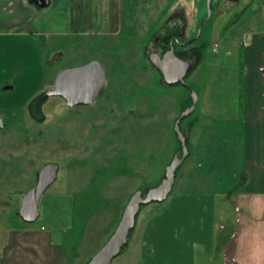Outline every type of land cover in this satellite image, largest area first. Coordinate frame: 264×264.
Segmentation results:
<instances>
[{
	"label": "rangeland",
	"instance_id": "rangeland-1",
	"mask_svg": "<svg viewBox=\"0 0 264 264\" xmlns=\"http://www.w3.org/2000/svg\"><path fill=\"white\" fill-rule=\"evenodd\" d=\"M70 1V34L27 42L0 36V248L11 229L48 228L61 246L62 264H86L116 228L133 192L156 186L173 155L181 154L173 126L190 106L191 93L165 85L147 56L165 51L171 36L192 39L207 6L206 0ZM216 4L211 1L199 37L175 48L192 64L186 82L197 96L195 110L180 124L189 155L166 200L141 207L127 245L111 264L219 263L205 252L219 238L213 237L215 227L207 238L211 208L199 199L212 194L217 201L241 173L242 161L238 125L230 122L238 116V51L235 43L220 39L226 16L214 19ZM232 7L227 13L240 8ZM176 13L187 24L178 16L182 24L171 28L167 22L177 24ZM18 30L22 27L13 31ZM92 60L106 71L94 103L68 107L63 98L50 96L42 119L30 115L29 103L52 89L59 71ZM48 162L59 165L56 181L39 201V218L25 223L16 214L20 198ZM212 210L214 224L217 203ZM225 212L231 216L232 208L227 205Z\"/></svg>",
	"mask_w": 264,
	"mask_h": 264
},
{
	"label": "crops",
	"instance_id": "crops-1",
	"mask_svg": "<svg viewBox=\"0 0 264 264\" xmlns=\"http://www.w3.org/2000/svg\"><path fill=\"white\" fill-rule=\"evenodd\" d=\"M33 1L45 12L34 11L24 0H0L1 37L15 36L27 42L40 36L43 39L71 33L70 0ZM237 5L239 9L227 13L228 8ZM214 15L216 21L226 16L220 39L235 43L238 51V116L230 122L238 125V155L242 167L217 201L212 194L199 199L206 203L208 210L211 208L207 238L212 239L214 227L213 237L219 238L214 250L210 245L205 251L209 257L212 252L218 256L219 263H209L208 259L203 264H264V0H217ZM240 18L244 23L238 27ZM20 27L21 31H13ZM234 28L235 34L230 33ZM216 203L220 217L219 223L213 224L212 206ZM227 205L232 208L229 217L225 212ZM62 261L61 246L48 228L11 229L0 248V264H62Z\"/></svg>",
	"mask_w": 264,
	"mask_h": 264
},
{
	"label": "water",
	"instance_id": "water-1",
	"mask_svg": "<svg viewBox=\"0 0 264 264\" xmlns=\"http://www.w3.org/2000/svg\"><path fill=\"white\" fill-rule=\"evenodd\" d=\"M210 3L211 0H206L207 17L199 25L196 35L185 42L174 39L178 46H185L199 37L203 25L211 16ZM172 43L173 41H170L168 50L163 54L151 51L147 58L151 66L161 75L165 85H181L191 93L190 106L177 116L173 126L181 147V154L173 155L172 160L165 168L164 177L156 186L148 188L145 192L140 189L133 192L123 208L116 228L86 264H111L112 260L120 255L122 249L127 245L129 233L135 226V220L141 207L166 200L172 191L177 170L189 155L186 137L182 133L180 124L195 110L197 96L186 82V75L192 69V64L176 55ZM105 85V68L96 60L63 69L56 74L52 89L46 90L31 100L28 111L32 117L40 119L42 105L50 96L63 98L68 107L90 105L101 95ZM2 127L3 122L0 119V128ZM58 169L59 165L55 162L44 164L38 169L36 184L21 196L20 205L16 211L23 222L33 223L39 218V201L47 188L56 180Z\"/></svg>",
	"mask_w": 264,
	"mask_h": 264
},
{
	"label": "flooded vegetation",
	"instance_id": "flooded-vegetation-1",
	"mask_svg": "<svg viewBox=\"0 0 264 264\" xmlns=\"http://www.w3.org/2000/svg\"><path fill=\"white\" fill-rule=\"evenodd\" d=\"M211 1H212V0H211ZM210 4H211V3H210ZM174 15H175V16H174L175 19L177 20V24H175V20L173 19V20H169V22H167V24H168V25L166 24L167 26H169V27H171V28H173V27H174V28H177V25H178V24H182V23H178V19H180V17H178V16H181V18H182V19L186 22V24H187V20H186L185 17H183L181 14L178 15V13H176V14H174ZM183 20H182V21H183ZM180 22H181V20H180ZM159 37H160V36H159L158 34L155 35V37H154L155 42H158ZM174 39H177L179 42H185V41H188L187 39H185V40H179V38H177L176 36H171L170 39L168 40V43H167V46H166L167 48L165 49V51L168 50L170 41H173L172 44H173L174 50H175V48H177V47H185V46H188V45L191 43V42H190L189 44H187V45H185V46H178V45L174 42ZM165 51H163V52H161V53L158 52V53L161 55V54H163ZM175 53H176V50H175ZM176 55L179 56L177 53H176ZM179 57H180V56H179ZM180 58H182V57H180ZM182 59H183V58H182ZM184 60H185V59H184ZM78 106H79V105H78ZM74 107H76V106H74ZM111 111H112V110H111ZM33 118H34V117H33ZM42 118H43V115L41 116L40 119H42ZM34 119H36V118H34ZM40 119H36V120H40ZM48 163H50V162H48ZM44 164H47V163H44ZM44 164H42L41 166H43ZM41 166H40V167H41ZM40 167H39V168H40ZM39 168H38V169H39ZM38 169H37L36 172H35V182H34V185L36 184V180H37L36 174H37ZM58 171H59V169H58ZM57 175H58V174H57ZM55 181H56V180H55ZM55 181H54V182H55ZM34 185H33V186H34ZM33 186H32V187H33Z\"/></svg>",
	"mask_w": 264,
	"mask_h": 264
},
{
	"label": "trees",
	"instance_id": "trees-1",
	"mask_svg": "<svg viewBox=\"0 0 264 264\" xmlns=\"http://www.w3.org/2000/svg\"><path fill=\"white\" fill-rule=\"evenodd\" d=\"M142 209V208H141Z\"/></svg>",
	"mask_w": 264,
	"mask_h": 264
}]
</instances>
